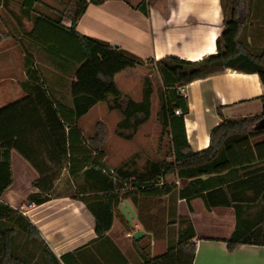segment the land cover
I'll use <instances>...</instances> for the list:
<instances>
[{"label":"crops","instance_id":"1","mask_svg":"<svg viewBox=\"0 0 264 264\" xmlns=\"http://www.w3.org/2000/svg\"><path fill=\"white\" fill-rule=\"evenodd\" d=\"M24 1H0V33H7L0 42V108L34 94L30 88L39 83L47 88L46 95L51 100L53 96L66 103L67 94L60 85L63 72L40 47L51 42L52 27L36 20L41 15L38 9L52 11V0H39L46 6L35 3L37 12L29 14L22 7ZM238 17L241 51L260 55L264 51V0H243ZM223 21L221 0H105L98 5L89 4L75 28L82 35L114 44L142 60L157 61L172 56L198 61L216 52ZM37 53L46 58L42 68L40 62L35 63ZM26 58L37 71L35 79L26 75ZM142 69L145 67L137 66L116 74L117 86L121 79L130 82L131 78L143 75ZM52 70L56 73L53 80ZM71 79L66 78L69 82ZM182 93L188 106L183 116L184 131L193 152L208 147L210 132L221 118L262 112L260 97L264 88L257 73L227 67L194 79L184 85ZM99 105L92 106L78 120L77 126L85 138V132L94 130L98 123L106 128ZM82 120L86 123L80 124ZM73 143L76 149L68 151L48 201L40 205L24 203L36 191L32 183L37 173L14 150L10 152L12 183L0 196L1 202L29 219L42 245L54 256L60 259L67 255L62 264H140L142 250L154 257L174 245L182 227L181 219L186 218L195 232L192 264H264V245L239 244L227 249L226 240L236 227L234 208L208 209L201 197L180 198L178 191L187 180L178 178L165 181L177 185L176 190L165 196L141 194L131 185L128 189H115L113 193L119 196L112 200H117L113 203L112 225L103 238H97L95 218L87 203L95 198L107 201L108 193L97 191L91 176L84 172L89 168L87 162L93 160L107 168L108 154L102 146L88 148L87 141L82 142L85 147L77 140ZM83 164L86 165L81 167ZM165 179L167 176L161 178V183ZM126 192L129 193L123 195ZM230 192L244 196L238 205L245 219L252 225L264 223V201L250 197L256 192L239 188ZM254 207L259 210L251 215Z\"/></svg>","mask_w":264,"mask_h":264},{"label":"trees","instance_id":"2","mask_svg":"<svg viewBox=\"0 0 264 264\" xmlns=\"http://www.w3.org/2000/svg\"><path fill=\"white\" fill-rule=\"evenodd\" d=\"M27 1L22 6L27 14L35 3L43 5L39 0ZM72 1L70 12L66 16L65 12L60 13L58 20H55L41 14L36 19L52 27L51 42L40 45L42 51L62 72H67L66 68L73 71L69 85L70 102L65 103L53 96L51 100L39 83L30 88L34 94H28L0 108V196L12 183L10 152L14 150L37 173V178L32 183L36 191L30 193L24 203L40 205L48 201L64 168L68 151L76 149L73 142L77 140L81 147H85L82 142L87 141L95 148L103 144V124L98 123L94 134L85 138L77 126L80 117L92 106L106 102L110 97L114 103L112 107H119L122 92L115 82V75L128 68H146L148 63H153L164 85L160 117L163 129L168 130L171 138L173 160L166 163L153 161L150 169L140 175L118 167L114 170L118 178L128 180L141 194L157 196L168 195L177 189L174 183H161L162 177L173 174L178 179L187 180L186 185L178 191L180 198L201 197L208 209L216 206L234 208L236 227L226 240L228 250L239 244L264 245V223L252 225L245 219L243 210L238 205L244 196L230 192L235 188L252 190L256 193L250 197L264 201V130L255 129L264 116V95L260 97L262 112L259 115L221 118V122L210 132L208 147L193 152L184 131L183 116L188 112L187 100L177 89L194 79L227 67L257 73L264 88V51L253 56L241 51L238 43L241 27L238 16L243 0H221L224 21L223 30L216 42V52L198 61L172 56L157 61L142 60L114 44L82 35L76 31L77 20L89 4L98 5L105 0ZM64 16L70 21L69 26L61 22ZM6 37L7 33H0V42ZM57 46L63 50L64 55L58 51ZM71 54L72 58H67ZM26 75L31 79L38 76L27 58ZM145 82L147 84V80ZM143 91L140 101L129 98L121 108L123 120L117 125L119 130L124 127L134 130L149 117L150 88L146 86ZM175 109H180L181 114L176 115ZM87 163L89 168L84 175L91 176L97 191L108 193L107 201L95 198L87 203L88 210L95 218L96 236L103 238L112 225L113 203L117 201L112 200L119 196L113 192L122 186L113 178L112 171L110 173V169L100 162L93 160ZM127 193L129 192L123 195ZM180 225L182 227L174 245L154 257L142 250L140 264H192L195 255L192 239L195 232L187 218L181 219ZM17 228L25 232L28 241L34 236L39 238L38 231L27 217L18 209L0 201V264L64 262L67 255L58 259L43 245L37 260L32 254L25 256L13 252L10 240Z\"/></svg>","mask_w":264,"mask_h":264},{"label":"rangeland","instance_id":"3","mask_svg":"<svg viewBox=\"0 0 264 264\" xmlns=\"http://www.w3.org/2000/svg\"><path fill=\"white\" fill-rule=\"evenodd\" d=\"M72 2V0H52V11L42 9L37 10L36 7L39 6V4H37V6L33 7L30 12H35L37 10L39 12H36L39 14L43 13L42 15L58 20L57 17H60V13L65 12L66 16L70 12ZM65 16L61 22L63 24L70 25V21ZM57 49L61 54L64 55V52L60 47L57 46ZM36 55L37 57L34 58L35 63L38 64V62H40V67L42 68V62L44 59L46 60V58L43 54L37 53ZM67 58H72V54ZM69 69L70 68H66L65 70H67V72H63V74L61 73L60 75V85L62 86V90L64 89L67 94L66 103L70 101V82L67 81L66 78H72L73 76L72 70ZM54 74L56 73L52 70V80ZM142 74L143 75L131 78L130 82L125 81L124 79L120 80V84L118 85L119 89L124 91L125 94H122V98L118 102L119 107H112L114 106V103L111 97L108 98V101L100 103L99 105L100 108H102L101 112L105 118L106 124V128H104L103 144L101 145L104 151L108 154L106 165L108 166L107 168L110 169V173L112 171L111 174L116 177L118 185H121L127 189L131 187L129 181H124L118 178L117 173L114 171L115 168L121 167L127 172L134 171L136 174L140 175L144 174L150 169L151 162L153 161L159 160L160 162L166 163L173 160L171 138L168 130L163 129L162 119L160 117L163 91H165L164 85L161 81L160 74L153 63H148L147 67L142 69ZM145 80H147V84ZM146 86L150 88L149 117L134 130L131 128L126 129L124 126H122L124 128L119 130L117 125L123 120L121 108L125 106L126 101L129 98L136 102L140 101L143 97V90ZM177 89L181 94H183V91H181L180 87ZM83 120L80 122V124L86 123ZM94 132L95 129H89L86 131V138L92 136ZM87 146L90 149L92 148L90 144H87ZM175 179L176 176L170 174L164 181L173 182ZM258 210L259 207L252 208L251 215H254L256 212H258ZM22 226L23 225H21V227ZM17 229H15L16 233L11 237L10 240L12 251H16L17 254H25V256L32 254L33 258L37 260V257L42 250L41 241L35 236L31 241H28L25 232ZM257 230H261V228H257ZM31 261L32 259L29 262Z\"/></svg>","mask_w":264,"mask_h":264},{"label":"water","instance_id":"4","mask_svg":"<svg viewBox=\"0 0 264 264\" xmlns=\"http://www.w3.org/2000/svg\"><path fill=\"white\" fill-rule=\"evenodd\" d=\"M255 129L256 130H264V116L256 124Z\"/></svg>","mask_w":264,"mask_h":264},{"label":"built area","instance_id":"5","mask_svg":"<svg viewBox=\"0 0 264 264\" xmlns=\"http://www.w3.org/2000/svg\"><path fill=\"white\" fill-rule=\"evenodd\" d=\"M180 89H181V91H184V86H181ZM174 113L176 115H180L181 114V111H180V109H175Z\"/></svg>","mask_w":264,"mask_h":264}]
</instances>
